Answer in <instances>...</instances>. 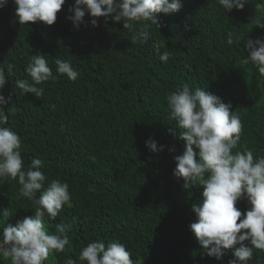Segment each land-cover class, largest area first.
I'll use <instances>...</instances> for the list:
<instances>
[{
	"label": "trees",
	"instance_id": "16d2710c",
	"mask_svg": "<svg viewBox=\"0 0 264 264\" xmlns=\"http://www.w3.org/2000/svg\"><path fill=\"white\" fill-rule=\"evenodd\" d=\"M73 3L66 0L52 25H20L12 0L0 8V67L16 66L3 89L12 100L3 126L22 138L25 167L41 158L45 186L60 179L71 192V206L56 219H45L50 232L58 223H72L70 243L43 264H65L68 258L86 264L79 253L96 239L106 245L120 240L133 264H228L231 250L221 260L209 257L189 229L196 219L191 205L201 200L203 185L172 175L173 157L183 153L184 141L169 131L176 124L168 119L165 97L185 84L218 95L243 124L233 151L251 149L254 158L264 156V76L246 63L244 46L248 38L264 39V28L255 25L264 21V0H248L230 12L218 0H182L178 12L158 14V27L145 22L151 32L145 44L131 43L123 21L111 18L97 17L93 27L86 14L85 24L74 27L68 19ZM228 32L244 39L228 45ZM164 51L172 53L167 63L159 60ZM37 54L57 77L38 86L44 88L41 98L23 94L15 83L31 82L25 67ZM56 58L79 72L76 81L56 73ZM150 136L163 151L147 149ZM19 187L11 178L0 180V235L3 227L34 213ZM236 206L243 214L248 203ZM4 209L11 213L6 218ZM0 264L11 261L0 255ZM248 264H264V251L254 249Z\"/></svg>",
	"mask_w": 264,
	"mask_h": 264
},
{
	"label": "clouds",
	"instance_id": "9594fccd",
	"mask_svg": "<svg viewBox=\"0 0 264 264\" xmlns=\"http://www.w3.org/2000/svg\"><path fill=\"white\" fill-rule=\"evenodd\" d=\"M65 2L12 0L20 25L38 21L54 24ZM7 3L8 0H0V8ZM246 3L248 0H218L225 12L241 10ZM181 7L182 0H74L68 19L74 27L85 24L86 14L91 17L89 23L93 27L98 26L97 17L123 21V29L131 33V43L145 44L151 37L147 23L158 27V14L167 16ZM255 25L264 28V21L257 20ZM234 39L241 41L244 37H234L228 32L227 44L232 45ZM244 46L248 51L246 63L250 61L264 76V39L248 38ZM171 55L170 51H164L159 60L167 63ZM54 63L57 74L73 82L78 79L80 74L69 61L56 58ZM15 67L11 62L6 70L0 67V180H16L19 195L32 203L34 213L17 220L15 226L3 227L0 255L10 259L11 264H43L51 253H63L70 243L72 223H58L55 231L50 232L45 227V219L54 220L65 205L71 206V192L69 184L60 179H52L45 186L47 177L41 170V158H33L30 166L25 167L22 138L3 126L9 119L6 105L12 101L10 95L5 97L3 89L8 77L15 75ZM25 72L31 82L17 79L16 86L23 94L31 93L37 98L44 95V88L38 86L57 78L46 57L39 54L31 56ZM165 99L168 119L176 124L169 131L184 141L183 153L173 157L176 166L172 175L176 179L183 178L185 184L203 185L201 200L191 205L196 219L189 224L190 231L207 256L221 260L226 250H231L234 258L228 264H248L254 249L264 251V156L254 158L251 149L233 151L241 140L243 124L239 114L230 111L231 103L224 102L218 95L185 84L171 91ZM144 143L152 153H159L165 147L151 136ZM168 151L173 152L174 148ZM241 200L248 203L243 214L236 206ZM10 214L4 209L2 216L6 218ZM130 256L120 240L113 239L106 245L96 239L82 247L79 260L86 264H133ZM65 264H75V261L68 258Z\"/></svg>",
	"mask_w": 264,
	"mask_h": 264
}]
</instances>
